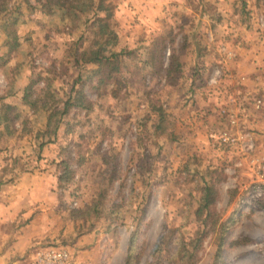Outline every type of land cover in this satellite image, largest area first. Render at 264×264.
Instances as JSON below:
<instances>
[{
    "label": "rangeland",
    "instance_id": "1",
    "mask_svg": "<svg viewBox=\"0 0 264 264\" xmlns=\"http://www.w3.org/2000/svg\"><path fill=\"white\" fill-rule=\"evenodd\" d=\"M100 1L0 0V264L48 246L96 264H264V0H104L112 78L74 61L113 37ZM77 91L90 107L61 114Z\"/></svg>",
    "mask_w": 264,
    "mask_h": 264
},
{
    "label": "trees",
    "instance_id": "2",
    "mask_svg": "<svg viewBox=\"0 0 264 264\" xmlns=\"http://www.w3.org/2000/svg\"><path fill=\"white\" fill-rule=\"evenodd\" d=\"M51 3L53 4H57L60 5L64 8H66L68 11L74 9L77 10L79 9V6L82 5L81 2H83L84 0H49ZM82 10V9H81ZM97 12H102L104 11L105 17H103L104 22L99 26V34H103V33H109V37L113 36L110 39H107V41L104 43V45L100 46L99 48L94 49L89 48V49H85L82 52H80L79 54L76 53L74 55V61H75V65H80V66H85L86 64H96L100 70V72H102L104 70L105 67V71H103L104 73L109 74L108 77L112 78V74L115 71L119 70L120 67V57H121V52H115V51H110L108 50L107 52H109V54H107L105 52L106 47H113L117 44V36L116 35H112L113 30H111L109 28V23L106 21L108 19H110L113 16V12L112 9L109 5L104 3V0H101L100 3L97 5L96 7ZM84 12V11H81ZM94 44H98V42H93V46ZM110 65V66H109ZM109 68V70H108ZM32 90V85H28L25 89V94L23 97L24 100V104L26 105H30L34 107L35 102H31V100L29 99L31 96V91ZM73 90V89H72ZM86 97L82 94V92H76L75 95L70 94V96L68 97V99L65 101L64 104V108L61 112V114H66L70 111L71 108L73 107H79V108H89L90 105L88 103V105L86 104ZM2 107H4V109H10L12 108L11 105H2ZM56 111L58 112V110H55V112L51 113L49 115L48 118V123H47V127L51 124V119L52 117L55 115ZM2 119H4L5 121H10V117L9 115H7L6 113H3L2 115ZM60 120V119H59ZM59 120L56 121V128H58L59 126ZM61 121V120H60ZM9 127H7L8 130ZM43 142L40 144V147L43 146ZM64 160L62 161L63 164ZM61 163H58V166L60 167ZM63 175L59 176V181L62 182V179L64 177V175L68 174L71 170H70V164L66 161L64 162V167H63ZM214 202V193H213V189L210 187H206L204 189V194H203V198L201 201V205L200 208H203L205 210H207V208H209V206ZM203 209H199L198 212H200Z\"/></svg>",
    "mask_w": 264,
    "mask_h": 264
},
{
    "label": "built area",
    "instance_id": "3",
    "mask_svg": "<svg viewBox=\"0 0 264 264\" xmlns=\"http://www.w3.org/2000/svg\"><path fill=\"white\" fill-rule=\"evenodd\" d=\"M219 70L217 71V74ZM247 150L253 149L251 141L245 142ZM255 182L253 184L254 193L264 195V154L254 162ZM30 264H96L93 260L85 262L74 259L71 250L64 246H48L32 253Z\"/></svg>",
    "mask_w": 264,
    "mask_h": 264
},
{
    "label": "crops",
    "instance_id": "4",
    "mask_svg": "<svg viewBox=\"0 0 264 264\" xmlns=\"http://www.w3.org/2000/svg\"><path fill=\"white\" fill-rule=\"evenodd\" d=\"M3 50V49H2ZM14 83H12L11 85H13ZM16 85V84H15ZM27 85V82H25V85ZM24 88V87H23ZM20 94V92H19ZM9 95H12L11 93L10 94H6V95H3L2 97H0V109H2V105H13L11 103H8L6 102V98L5 97H9ZM3 110V109H2ZM7 124H9V121H5L4 119H2V114H0V132L2 131H6L7 130Z\"/></svg>",
    "mask_w": 264,
    "mask_h": 264
}]
</instances>
